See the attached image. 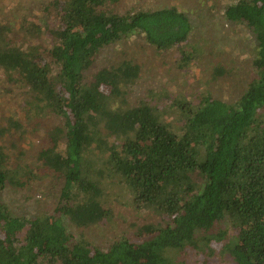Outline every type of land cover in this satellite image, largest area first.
<instances>
[{
  "label": "trees",
  "instance_id": "obj_1",
  "mask_svg": "<svg viewBox=\"0 0 264 264\" xmlns=\"http://www.w3.org/2000/svg\"><path fill=\"white\" fill-rule=\"evenodd\" d=\"M125 1L49 0L40 16L20 18L17 32L0 21V69L28 93L22 116L0 121V264H264V0L221 8L226 23L254 37L252 77L239 98L201 92L176 101L179 126L145 99L130 102L136 59L96 62L141 36L157 51L178 49L185 69L197 54L183 47L189 16ZM231 76L218 64L210 81ZM48 117L58 121L39 135L31 162L12 161L8 135ZM115 176L138 215H121L105 193ZM35 179L50 180L54 200L39 213L13 212L5 190L45 198ZM102 229L104 242L91 240L88 232Z\"/></svg>",
  "mask_w": 264,
  "mask_h": 264
},
{
  "label": "rangeland",
  "instance_id": "obj_2",
  "mask_svg": "<svg viewBox=\"0 0 264 264\" xmlns=\"http://www.w3.org/2000/svg\"><path fill=\"white\" fill-rule=\"evenodd\" d=\"M49 0H0V21L7 20L18 31V20L30 15L40 16L41 4ZM230 0H127L126 9L135 4L161 8L176 6L189 16L192 30L185 49H195L197 53L185 69L177 67L178 49L157 51L149 46L141 36L130 38L103 51L96 64L107 66L118 63L124 58H134L141 65V74L137 82L129 87L128 97L135 103L145 99L156 105L166 122L180 125L182 117L176 101H195L200 93H210L225 101H235L243 92L252 77L250 62L254 53V37L241 25L226 23L221 8ZM223 65L232 71V76L221 82H211L210 75L215 65ZM28 93L23 87L14 85L0 69V121L6 116L20 117L24 99ZM180 119V120H179ZM37 121V119H36ZM56 118L43 120L41 125H27V133L8 135L4 144L10 159L20 158V164L31 162L30 156L41 147L39 135L52 127ZM178 125V126H179ZM37 130V133H36ZM37 134V135H36ZM22 158V159H21ZM37 189L45 193V198L36 194V198H25L20 192L6 189L2 198L4 203L15 213H39L52 202L50 180L44 179L42 186L35 179ZM104 190L108 197L116 200L119 213L131 218L137 213L128 204L125 187L117 176L105 178ZM36 193V187L32 190ZM33 195V194H32ZM49 196V197H48ZM146 211L141 214L145 216ZM148 213V212H147ZM150 214V213H148ZM138 215V214H137ZM228 226V225H227ZM73 230V227L70 226ZM105 230L88 232L91 240L104 242Z\"/></svg>",
  "mask_w": 264,
  "mask_h": 264
}]
</instances>
